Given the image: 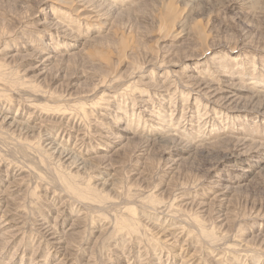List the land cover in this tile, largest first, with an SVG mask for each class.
Here are the masks:
<instances>
[{
    "label": "rangeland",
    "instance_id": "obj_1",
    "mask_svg": "<svg viewBox=\"0 0 264 264\" xmlns=\"http://www.w3.org/2000/svg\"><path fill=\"white\" fill-rule=\"evenodd\" d=\"M42 1L0 0V114L27 126L0 121V227L15 234L0 240V264H264V149L219 164L233 140L264 145V114L227 113L184 79L225 78L257 105L264 0H104L117 10L106 24L50 0L68 37L32 29ZM41 39L59 54L42 77L29 58ZM145 109L225 141L209 154L145 145L166 136ZM117 126L130 130L122 146L98 136ZM48 139L87 168L58 159ZM213 180L230 186L224 201Z\"/></svg>",
    "mask_w": 264,
    "mask_h": 264
},
{
    "label": "bare ground",
    "instance_id": "obj_2",
    "mask_svg": "<svg viewBox=\"0 0 264 264\" xmlns=\"http://www.w3.org/2000/svg\"><path fill=\"white\" fill-rule=\"evenodd\" d=\"M188 1H191V0H188ZM49 2H50V0H43L41 2V7H39L40 9L37 11L38 14H36L35 18L34 17L31 18L32 21L30 23V26L35 31L41 32L42 34H44L46 36L50 35V33H52V32L59 33L65 37L70 36L71 32L68 31V29L66 28L68 25L65 27L63 25V22L61 19H60L61 20V22H60L59 18H57L54 14H50L48 12V10L46 9L47 8L46 5H48ZM55 4L59 5L60 8H63L65 10L67 9V10H70L72 12H77V13H79L80 16H83V18L85 17V19H91V20L97 19L100 21H104V23L106 21H109L111 16L113 15V13H115L117 11V10L116 11L114 10V6L105 2L104 0H100V1L99 0H56ZM43 6H45V7H43ZM99 22L96 21V23H99ZM70 30L72 31V29H70ZM42 44L44 46L43 48H39L38 50H35L33 52L31 50V54L29 56V58L31 59L32 64H33L32 69H34L36 72L35 75H38L41 77L45 74V71H47L46 68L52 66L51 64L53 63V61L55 62V60L57 58H59V56H58L59 54L56 55V50L52 47L53 44L51 45V43H49V41L47 42V41H43V40H42ZM30 47H31V45H30ZM128 55H129V53H128ZM31 71H33V70H31ZM198 76L184 75V79L186 80L187 83L192 84L195 89L201 91L202 93H205L207 98L209 100H211V102L218 109H221V110L224 109V110H226L227 113L242 112V111H248V112L254 111L255 113L264 114V95H262L263 99H261L257 102L258 103L257 105H256V103L254 105L253 104L249 105L250 103H248V102H246L244 104V103H242L243 102L242 96L239 95L240 94L239 91H241L244 88H242L240 86L237 87V84H235L231 81L228 82L227 80H225V78L224 79L220 78L219 81H215L212 79L208 80V79L199 78ZM222 76H225V75H222ZM220 82H222V84H220ZM237 89H238V91H237ZM145 111L148 114L147 115L148 119L150 121H153V123H154L153 127L158 128L160 131H162V132H164V134H166V136H162V137H159V139L150 140V141L145 140L144 138H139L140 139L139 141L141 142L143 140L145 145L153 144L156 141H158L160 143H163L165 146L172 147L173 149H175V151H178V152L186 151V150L192 151V149H194L195 151L199 150L200 152H206L209 154L210 150L213 151L212 149L219 146L220 144H222V142L225 141V140H221V141L216 142V143H213V142H215V141H213L212 144H210V142H208V140H209L208 136L205 133L206 128L202 129V127H201V129H199L197 136H194L195 134L193 133V129H192L194 127V125H192V121H190L189 125H188L187 122L180 123V122L175 121L172 117L167 119L165 117V114L161 115L160 112L158 110H155V109H153V110H148V109L146 110L145 109ZM163 111H164V113H166V110L163 109ZM168 114H170V113H168ZM0 121H1V123L8 125L9 128H12V129L15 128L14 130H17L18 128L23 129V128L27 127V126H23V124H21L22 121L21 122L18 121L17 118H15L9 114L8 115L0 114ZM200 122H201V120H200ZM196 127L199 128L198 126H196ZM203 127H205V125ZM129 133H130V130L126 126L125 127L124 126H117L116 132H114V133H109V132L98 133V136H100L101 138L109 139L112 143H117V146H122L119 144L122 141L128 140L130 138L128 135ZM192 136H194L193 139H191ZM186 138H189V141L191 143L193 141H202L203 143H207V144L209 143V145L195 147V146H192L190 143L186 142L187 141ZM233 143L234 144L232 145L231 152L228 153L226 155V157L224 158V160L220 161L219 164H222L223 162H229V165L237 166L238 161H240V162H241V160L244 161V160H246V158L250 159V160L253 157L257 158L259 155L262 154V151L264 149L263 144L250 142L246 139L233 140ZM47 146H49L48 149L51 150V153L55 154V156L58 159L63 160L64 162H67L70 165H75L76 168H78V169H85V168H87V166L89 164L85 159H83V157L80 158L78 155H76V153L72 152V150L66 149V148H64V146L62 147L61 144H59L56 141H53L50 139ZM138 147H140V146H138ZM115 150L117 151V149H115ZM246 164H247V162H246ZM99 177H101V176H99ZM100 179H102V177ZM213 182L214 183L212 184V187L214 189H216V194L214 196L212 195L213 198L219 202L224 201L225 197H227L226 195H227V192L229 191L230 186L224 183L222 187H217L216 184L218 182L216 180H213ZM97 183L98 182L96 181V184ZM99 185L100 186L102 185V187H106V186L111 185V182L109 179H102L99 182ZM7 201L10 202L11 200L7 199ZM7 205H8V207H10L9 204H7ZM3 223L0 227V230H1L0 231V240H2V242L4 243V246L6 245V247H7L10 240L14 239L15 234H12L10 232V231H14V230H8L9 227L6 226V225H8V221H6V223H4V224ZM41 227H42V230L44 231V233L47 234V236L49 235L52 237L53 234L55 233V232H53L55 229H53V231H52L50 226L42 224ZM72 227H73V223H72L70 228L73 229Z\"/></svg>",
    "mask_w": 264,
    "mask_h": 264
}]
</instances>
